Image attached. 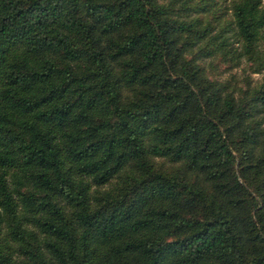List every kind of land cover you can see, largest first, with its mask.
<instances>
[{
	"label": "trees",
	"instance_id": "1",
	"mask_svg": "<svg viewBox=\"0 0 264 264\" xmlns=\"http://www.w3.org/2000/svg\"><path fill=\"white\" fill-rule=\"evenodd\" d=\"M194 4L0 0V264H264V81L205 75ZM229 9L262 68L264 0Z\"/></svg>",
	"mask_w": 264,
	"mask_h": 264
},
{
	"label": "rangeland",
	"instance_id": "2",
	"mask_svg": "<svg viewBox=\"0 0 264 264\" xmlns=\"http://www.w3.org/2000/svg\"><path fill=\"white\" fill-rule=\"evenodd\" d=\"M193 3H195L196 10L192 11V15L201 17L213 25L212 32L218 35V38L214 39L215 43L223 41L228 44L225 45L228 49L220 48L214 55L197 58L196 62L203 66L205 75L211 80L226 83L236 91L237 95L239 89L253 88L263 82L264 66L257 69V61L251 57L247 58L245 53L239 54L242 51L241 42L236 39L235 30L229 23L231 0H193ZM221 34L222 36H220ZM259 49L263 55V45H260ZM235 154L239 158V151L236 150ZM156 161L164 167V170L171 169L170 163H164L160 158H157ZM238 166L237 160L235 163L237 170Z\"/></svg>",
	"mask_w": 264,
	"mask_h": 264
}]
</instances>
